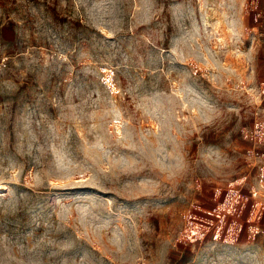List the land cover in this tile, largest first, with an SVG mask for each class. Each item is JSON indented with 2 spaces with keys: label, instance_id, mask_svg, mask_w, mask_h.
<instances>
[{
  "label": "rangeland",
  "instance_id": "rangeland-1",
  "mask_svg": "<svg viewBox=\"0 0 264 264\" xmlns=\"http://www.w3.org/2000/svg\"><path fill=\"white\" fill-rule=\"evenodd\" d=\"M0 264H264V0H0Z\"/></svg>",
  "mask_w": 264,
  "mask_h": 264
},
{
  "label": "built area",
  "instance_id": "built-area-1",
  "mask_svg": "<svg viewBox=\"0 0 264 264\" xmlns=\"http://www.w3.org/2000/svg\"><path fill=\"white\" fill-rule=\"evenodd\" d=\"M258 205V204H257Z\"/></svg>",
  "mask_w": 264,
  "mask_h": 264
}]
</instances>
